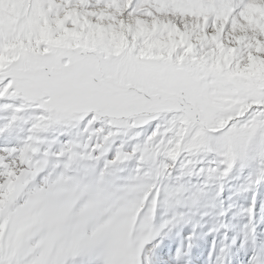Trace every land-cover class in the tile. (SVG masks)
Instances as JSON below:
<instances>
[{
  "label": "snow or ice",
  "instance_id": "snow-or-ice-1",
  "mask_svg": "<svg viewBox=\"0 0 264 264\" xmlns=\"http://www.w3.org/2000/svg\"><path fill=\"white\" fill-rule=\"evenodd\" d=\"M0 112V264H154L185 177L264 182V0H0Z\"/></svg>",
  "mask_w": 264,
  "mask_h": 264
},
{
  "label": "rangeland",
  "instance_id": "rangeland-1",
  "mask_svg": "<svg viewBox=\"0 0 264 264\" xmlns=\"http://www.w3.org/2000/svg\"><path fill=\"white\" fill-rule=\"evenodd\" d=\"M4 116H7V113L0 112V117ZM151 131L152 128L147 129L149 134ZM19 133L20 131L17 130L14 135L17 136ZM10 140L15 142V138L13 139V137ZM0 144H2V140ZM202 159L203 162L197 165L198 169L200 167H208L209 162L214 159V156L210 154L203 156ZM258 168V162H251L243 167L241 164H238L227 177H223L219 173L212 176L205 174L185 177V182L190 190L187 195L190 196L192 192H196L197 202L195 204L189 203L188 207L181 209V211L187 214L184 222L179 223L175 227L165 229L164 233L157 238V241H154V243L158 244V247L155 249L154 264H157L159 256H168L169 252L179 253L180 251L179 264L189 257V250L192 246L191 240L186 238V233L189 234L188 229L194 232L195 243H200L198 240L200 238L206 240L205 234L213 233L216 234V240H218L219 235L220 240H224L220 234L221 230L228 231L230 223L241 225L248 221L250 224H253L256 221L259 225L258 232L264 235V182L258 187L252 185L250 190L244 191L245 188H249L251 181L255 179ZM254 194V211L250 215L247 210L253 206ZM253 215H256L259 219H252ZM235 229L237 230V227ZM247 233L249 237L250 234L253 237V230L247 231ZM254 236L258 237L256 231L254 232ZM228 238L229 236L226 240ZM261 239L264 240V236L260 238L258 248L260 251H264V242ZM215 250L217 252V247ZM204 256L209 259L207 254ZM213 261L215 260L213 259Z\"/></svg>",
  "mask_w": 264,
  "mask_h": 264
},
{
  "label": "bare ground",
  "instance_id": "bare-ground-1",
  "mask_svg": "<svg viewBox=\"0 0 264 264\" xmlns=\"http://www.w3.org/2000/svg\"><path fill=\"white\" fill-rule=\"evenodd\" d=\"M0 123H2V121H0ZM17 135L21 136L24 134H22L20 132ZM12 137H13V139L16 137L14 135V133L12 134V136L5 134L4 136L0 137V143L2 140V144H4V143L10 141V139ZM12 142H14V141H12ZM250 215H252V213ZM213 224H212V227L214 228ZM232 224L234 227L232 226ZM235 227H237V230L235 229ZM249 228H251V227L248 223H244L241 225H236L234 223H230V229L228 230L229 232L225 231L224 229L221 230L222 232L220 234H221V237H223L224 241L220 242V243H218V241L221 239L220 235H219L218 240L216 241V239H215L216 234L215 233L205 234L206 242H202V243L196 242L195 243L194 232H192L188 229L189 234L186 233V238L191 240V246L192 247L189 250V256H191V257L185 259L186 260L185 264H206L204 254L206 252H208V250L205 247V243L208 244V246L211 249H213L214 246H216L217 247L216 255H222L223 254L224 255L223 261H226L227 264H253V259L255 257H259V256H258L257 251L251 249V244L253 242L246 243L248 236H247V232H245L244 229H249ZM229 235L235 236L230 244H229L230 241L227 242V240H226V238ZM227 243H228V245H227ZM180 249H181V247H180ZM166 250H167V248H166ZM179 253H180V251H179ZM179 253L178 252H176V253L169 252L168 256L167 255L159 256V258H157V259H159L157 261V264H170L171 261H174V259L178 258ZM213 259L215 260L214 262H216L218 264L219 259L216 257H214ZM222 264H224V263L222 262Z\"/></svg>",
  "mask_w": 264,
  "mask_h": 264
}]
</instances>
